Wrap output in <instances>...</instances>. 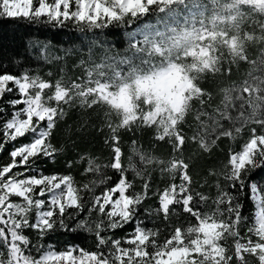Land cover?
<instances>
[{
	"label": "snow or ice",
	"instance_id": "6c2138e0",
	"mask_svg": "<svg viewBox=\"0 0 264 264\" xmlns=\"http://www.w3.org/2000/svg\"><path fill=\"white\" fill-rule=\"evenodd\" d=\"M249 2L255 5L257 14L264 12V6L256 0ZM35 3L38 6L34 7V0H0V15L30 20L44 17L48 22L59 24L71 21L81 30L130 27L150 16H158L159 22L145 24L139 32L129 33L131 55L121 56L118 52L112 53L110 48L104 49L99 59L90 55L79 79L57 80L53 85L27 73L0 74V99L6 93L19 97L7 101L13 112L0 126L3 133L0 152L6 144L29 137L28 142L15 145L9 153L10 162L0 166V264L63 261L70 264H264V188L247 180L253 170L264 167V76H252L250 72L251 78L239 86L224 88L220 104L212 112L205 107H211L212 94L198 83L205 74L221 73L226 58L229 65L240 61L252 65L264 63V49L257 59H249L244 47L247 29H238L239 34H234L221 27L228 20L235 26L245 16L257 23L252 8L242 0H35ZM138 35H142V40L136 39ZM261 35L264 36V28ZM253 38L254 32L247 37ZM162 64L168 67L160 73L158 65ZM137 70L157 73L158 78L162 75L165 84L163 91L138 89V95L142 92L145 97L139 107L126 91L127 86L120 83ZM189 72L196 74L189 75ZM117 87L118 94L113 91ZM50 88L54 92L45 99L44 90ZM50 101H55L56 106ZM74 102L81 108L109 103L123 115V119L117 116L116 123L107 120L110 135L106 143L111 142L112 156L111 162L103 167L114 170L119 179L100 195L95 194L96 186L106 184L111 177L89 180L78 186L71 175L43 174L37 166L38 159L55 158L59 150L51 143L52 130L65 115L61 105L71 106ZM194 103L199 107L194 108ZM246 106L251 110L248 113L244 111ZM232 110L238 113L235 117ZM5 111L0 107V113ZM193 111L198 127L188 137L180 125ZM110 115L106 112V116ZM221 120H227L230 126L225 127ZM248 123L260 125L262 131L258 134L252 128L242 150L232 152L222 171L213 173L222 176L226 183L221 185L217 180L214 197L193 190L189 164L182 158L185 143L191 139L207 152L221 137L235 140ZM132 125L155 126V138L159 141L167 138L173 152L181 153V157L174 155L165 162L133 148L145 167L159 164L161 173L170 175L172 182L162 190L152 192L150 177L145 178L140 169L130 164L135 176L144 181L139 191H132L133 181L128 179V169L122 164L118 135L121 129H130ZM209 136L215 139L209 140ZM101 167L90 159L85 174H100ZM177 176L179 183H176ZM246 188L256 210L254 223L242 235L240 226L246 219L242 197L247 194ZM86 193L91 194L89 217L96 212V220L76 219L85 208ZM151 196L157 198L158 207H145L146 216L161 215L168 221L175 214L173 206L180 205L194 222L186 227L172 226L161 240V230L145 227L139 216L141 206ZM209 200L212 207L202 210ZM69 220H75V224L69 225ZM130 224L133 227L124 236L113 235ZM57 228L94 235L97 250L89 252L75 245L60 253L53 251L51 245L45 250L44 237ZM28 229L36 234L35 243L25 234ZM76 251L78 256L73 255ZM247 256L253 257V261Z\"/></svg>",
	"mask_w": 264,
	"mask_h": 264
},
{
	"label": "trees",
	"instance_id": "16d2710c",
	"mask_svg": "<svg viewBox=\"0 0 264 264\" xmlns=\"http://www.w3.org/2000/svg\"><path fill=\"white\" fill-rule=\"evenodd\" d=\"M35 6L38 5L34 0ZM247 6L252 8V16L256 17L257 23H252L251 19L245 16L242 20H237L235 26H233L232 21H228L225 25L230 29L228 32L232 33V30H234L235 34H239L238 29H247L244 32V47L249 59L253 60L257 59L260 51L264 49V36L261 35V30L264 28V12L257 14L255 8ZM158 22V16H150L130 27L110 26L102 30H81L76 23L71 21L59 24L48 22L44 17L39 20H30L25 17L9 18L0 15V74L11 73L22 76L27 73L33 77L39 76L53 85L57 80L79 79L83 74L84 68L88 66L86 62L89 60L90 55L94 59H99L106 48H110L112 53H120L121 56L131 55L132 53L128 49L129 33L139 32L140 28L145 24L157 25ZM253 32L254 38L247 39ZM136 39H142V35H138ZM82 62H85L83 66ZM229 67L231 68L230 73L228 72ZM222 69L221 73L215 75L211 73L205 74L203 79L198 82L200 87L212 94L211 107L205 106L209 112H212L213 108L220 104L224 88L239 86L243 81L251 78L249 76L250 72L252 76H264V63L252 65L240 61L229 65L226 58L222 63ZM53 92L54 88L44 90V98L47 99V96ZM15 98H19L18 94L6 93L3 99H0V107L6 110L4 113H0V117H3V119H0V126L4 124L7 118H10L13 112L7 101ZM50 103L52 106H56L55 101H50ZM19 107L22 108L23 105ZM61 107L65 115L57 120L51 135V143L59 151L54 159H38L37 166L43 174L71 175L78 186L89 180L111 177V180L106 184L96 186L95 194L100 195L106 187L113 185L119 179L118 173L111 168L103 167L111 162L112 156L111 142L106 143V138L110 135L107 120L111 119L113 123H116L118 118L113 114L106 116L108 110L101 105L93 108H81L78 103L74 102L71 106L61 105ZM198 107L199 104L194 103V108ZM237 107H239V101H237ZM244 111L248 113L251 110L246 106ZM231 114L235 117L238 113L236 110H232ZM221 123L225 127L230 126L227 120H221ZM180 127L188 137L193 135V132L198 127L194 119V111L186 116L185 122ZM252 128H255L258 134L262 131L260 125L248 123L243 127L242 132L237 134L235 140L221 137L211 147V150L207 152L200 149L198 144L192 142L191 139L185 143L182 149V158L189 164L188 171L193 179V190L215 196L217 180H219L221 185L226 182L222 176L214 175L213 173L219 174L222 171L232 152L242 150V145L250 137ZM118 135L120 136V147L123 153L122 164L128 169V179L133 181L132 191H139L144 181L135 176L134 172L129 168L130 164L140 169L145 178L150 177L152 192L157 189L162 190L172 182L168 173H161L162 165L152 164L145 167L140 162L138 152L133 151L135 147L139 152L157 157L165 162L174 155L181 157L180 152H173L167 138L164 141H159L155 138V126L137 127L132 125L130 129H121ZM211 139H215V136H209V140ZM28 141L29 137H24L13 143L6 144L4 150L0 152V166L10 162L9 153L15 145ZM0 142H3L2 132H0ZM90 159L102 166L100 174H85V169ZM14 171H17V169H14ZM247 180L249 183L254 182L264 188V167L253 170ZM176 183H179L178 176ZM245 192L247 194L242 197V211L246 219L240 226L242 235L254 223L256 210L255 202L250 198V190L246 188ZM89 195L91 194H85V208L76 219H98L96 212H92L91 217H89ZM145 207L149 209L157 208V198L151 196L150 199L146 200L144 205L141 206L139 216L144 220L145 227L161 230V240L171 230L172 226L182 225L186 227L189 222H194V218L184 213L180 205L173 206L175 214L171 215L168 221H165L161 215L146 216L144 213ZM211 207V200H209L207 206L202 210H209ZM69 211L72 212L74 210L70 209ZM67 223L74 225L75 220H69ZM132 227L130 224L124 229H118L113 235L116 237L124 236ZM25 234L34 243L36 242V234L31 229L26 230ZM42 244L45 250L51 245L52 250L57 253L66 251L73 245L78 249L89 252L97 250L94 235L81 230L63 231L57 228V230L48 233L44 237ZM247 259L253 261L254 258L247 256Z\"/></svg>",
	"mask_w": 264,
	"mask_h": 264
},
{
	"label": "clouds",
	"instance_id": "9594fccd",
	"mask_svg": "<svg viewBox=\"0 0 264 264\" xmlns=\"http://www.w3.org/2000/svg\"><path fill=\"white\" fill-rule=\"evenodd\" d=\"M160 69V73H163L167 70L168 65L162 64L158 65ZM189 75H195V72H189ZM139 81V83L137 82ZM122 85H126V91L130 93L133 97V103L139 107L145 100V97L142 92L138 95V89H150V90H156V91H163L165 84L163 82V76L160 75L158 78L157 73L153 72H144L137 70L135 73H133L131 76H129L124 81L120 82ZM113 91L115 93H119V88H114ZM117 103L119 102V99L117 98ZM147 106V105H145ZM104 107L113 115L116 117L118 116L120 119H123V115L117 108L113 107L112 104L105 103ZM163 107V105H162Z\"/></svg>",
	"mask_w": 264,
	"mask_h": 264
},
{
	"label": "rangeland",
	"instance_id": "374dc122",
	"mask_svg": "<svg viewBox=\"0 0 264 264\" xmlns=\"http://www.w3.org/2000/svg\"><path fill=\"white\" fill-rule=\"evenodd\" d=\"M242 3H245V4H247V5L252 6L253 8H255V5L252 4V3H250L249 0H242ZM256 3H258V4L262 5V6H264V0H256ZM183 10H184V9H182L181 11H183ZM185 11H186V10H185ZM228 21H231V20H228ZM221 27L225 28L226 31H230V29L227 28L226 25H221ZM232 33L235 34V31L232 30ZM229 38H230V37H229ZM139 40H142V39H139ZM73 255H74V256H78V255H79V252L76 251V252L73 253ZM58 264H70V262H69V261H63V262H58Z\"/></svg>",
	"mask_w": 264,
	"mask_h": 264
}]
</instances>
